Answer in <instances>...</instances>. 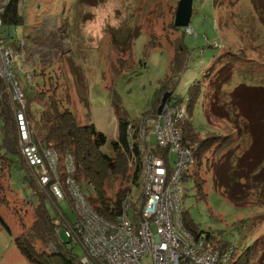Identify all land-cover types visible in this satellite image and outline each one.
Wrapping results in <instances>:
<instances>
[{
	"label": "rangeland",
	"instance_id": "obj_1",
	"mask_svg": "<svg viewBox=\"0 0 264 264\" xmlns=\"http://www.w3.org/2000/svg\"><path fill=\"white\" fill-rule=\"evenodd\" d=\"M261 1L262 18L251 0H192L189 35L184 34L185 28L172 27L179 0H23L22 24L4 31L11 32L14 42H25L20 67L30 80L15 70L18 87L25 89L26 95L37 93L45 100L53 95L63 100L65 97L62 106L73 113L79 125H94L105 136L101 151L119 161L118 176L111 182L117 192L123 176L130 177L134 168V162L120 148H113V143L118 142L117 124L120 119L135 124L153 117L143 114L152 107L156 89L168 74L175 53L181 54L183 68L165 105L187 99L189 89L195 85L199 91L191 118L200 138L215 132L210 127H215L213 123L209 126L204 116L206 101L216 100L218 110L229 112L234 100L246 96V86L258 87L264 82V0ZM111 19L119 20V26L113 27ZM148 44L153 49L145 57ZM121 61L125 66L131 63V70L118 73ZM222 77L224 83L220 81ZM238 89L239 95L232 96ZM1 97L4 98L2 94ZM8 97L11 101L9 94ZM113 97L118 114L114 112ZM31 106L37 115L38 105L33 102ZM163 108L159 114L156 108V116ZM187 114L185 106V118ZM239 114L245 120L243 110ZM244 143L243 150L245 139ZM150 144H156L153 128H147L145 134V145ZM10 158V173L0 159V217L10 230L8 233L0 224V264H32L15 244L33 222L32 187L25 178L28 172L22 158ZM174 158L172 154L171 160ZM243 164L247 171H254L253 163L244 160ZM215 175L220 184L226 182L221 168L215 170ZM206 181L204 199L196 197L192 181L186 183L183 205L197 231L211 234L213 241L234 246L237 252L264 237V197L255 191L241 192V182L236 190L240 207L213 188L211 177ZM124 186L131 195V216L141 202V177L138 183ZM59 207L74 219L65 203ZM47 209L52 215V207L47 205ZM57 222L53 221V227ZM260 250L250 264H264V248ZM73 253L83 255L79 247Z\"/></svg>",
	"mask_w": 264,
	"mask_h": 264
},
{
	"label": "trees",
	"instance_id": "obj_2",
	"mask_svg": "<svg viewBox=\"0 0 264 264\" xmlns=\"http://www.w3.org/2000/svg\"><path fill=\"white\" fill-rule=\"evenodd\" d=\"M152 1L156 2L157 0ZM19 2L20 0H11L5 6L2 16V24L5 28L22 24L23 19L19 9ZM251 2L258 16L262 18L263 14L261 13L260 4L262 1L251 0ZM172 27L174 26L172 25ZM150 49L153 48L149 47L148 44L145 47V57H147ZM177 52L180 54L179 50ZM180 55L175 53L172 56L169 62V72L159 83L158 89H156L152 107L143 116H156V108L160 104L162 96L166 93H170L172 96L178 80L177 75L183 68ZM130 64L125 66L124 61H121L117 72L121 74L123 71L131 70L130 68L133 66ZM141 64L145 65V63ZM114 66L113 64L112 67ZM220 81L224 83L223 77L220 78ZM246 87V96L242 95L237 100H234L229 112L218 110L216 108V100L214 101L209 96L208 99H211V103L208 101L204 103L203 112L209 126L211 125L210 122L215 126H210L215 132H209L203 138H200L195 133L191 118L192 109L197 100L198 88L196 89L195 85L191 86L188 92L189 97L184 99L185 101L181 99L175 101L178 104L185 103L188 109V114L182 122L183 124H178L181 128H178L181 133L182 147L190 151L193 159L192 165L182 173L181 177V184L185 190L182 196L183 201L187 196L186 183L188 181L194 183L196 197L204 199L206 196L204 186L208 176L212 178L213 188L222 197L237 206L242 207L241 199L236 191L241 182H243L240 188L241 192H244V190L255 191L264 197V82L258 87ZM3 90H7V86L0 79V159L5 161L7 173H10L12 165L10 156L22 158L23 167L28 172L25 178L32 187L34 199V203H31L33 206V222L28 230L23 231L21 236L15 240V244L20 253L32 264H82L80 262L81 257L73 253V249L79 247V245L72 244L70 240L62 238L64 237V230H75L74 226L76 223L73 202L65 184L68 177L65 172L66 158L71 157L73 159L75 171L72 178L80 188L90 208L104 220L108 222L115 221L121 214L123 199L130 195L129 190L124 185L138 183L142 170V159L137 148H134V155L127 146L126 127L128 121L119 120L117 124L118 142L113 143V148L115 150L120 148L122 154L134 162L133 174L130 177H126L123 174L119 190L116 192V188L111 182L118 176L116 169L119 161L116 157H111L101 151L106 142L105 136L96 131L94 125H79L73 113L62 106V102L67 100L65 97L63 100L53 95L48 96L45 100L37 93L26 95V91L23 89L26 99L24 114L29 125L31 141L39 148L52 149L57 155L56 173L63 194L62 200L57 201L51 195L49 187H41L39 183L40 170L27 166L20 148L18 149L19 135L16 125L18 106L16 102L12 101V98L10 101L8 97V94L10 95L9 91L7 90V94ZM239 90L234 91L232 96L239 95ZM1 94L4 96L3 99ZM112 100L114 112L118 114L119 110L115 97ZM33 102L40 109L37 115L33 113L32 106L30 107ZM213 105L215 106L214 110ZM242 110L245 120L239 114ZM244 139L246 147L243 150ZM241 150L243 151L240 153ZM244 160L249 164L253 163L255 165L254 171H247L243 164ZM218 167L222 169L226 177V182L223 184H220L219 179L215 175V170ZM242 171L245 176L241 175L243 174ZM60 203L67 205L70 213L74 216L73 220L60 209ZM47 205L52 207V215L49 214ZM135 213L136 211L130 216L132 219H134ZM182 216L184 227L194 236L205 235L213 250L223 252L230 248V257L225 264H250L256 258L258 252L261 251L260 249L264 248L263 237L257 239L252 246L237 252L234 246L221 241H213L215 238L211 234L197 231L189 217L188 210L184 207ZM54 220L59 221L56 228L53 227ZM0 224L10 233L8 226L1 217Z\"/></svg>",
	"mask_w": 264,
	"mask_h": 264
},
{
	"label": "built area",
	"instance_id": "obj_3",
	"mask_svg": "<svg viewBox=\"0 0 264 264\" xmlns=\"http://www.w3.org/2000/svg\"><path fill=\"white\" fill-rule=\"evenodd\" d=\"M10 1L0 0V79L18 106L16 125L23 159L30 168L40 170L41 187H49L53 198L60 201L63 194L56 173L57 155L52 149L37 147L30 139L24 114L26 99L15 77L16 70L30 80L20 67L25 42L19 39L10 47L7 41L10 36L2 24L4 8ZM23 7V0H20V11ZM185 34L191 35L192 30L185 29ZM184 118L185 103H169L160 115L127 124L129 151L135 155L136 147L142 159V197L134 219L129 215L132 207L130 195L123 199L121 214L115 221L108 222L98 216L72 178L75 171L73 159L66 158L68 177L65 184L73 202L76 223L75 230H64L62 238L82 248V264H142L144 259L147 260L145 264H225L228 261L230 248L223 252L213 250L205 235L194 236L183 224L182 196L185 190L181 177L193 163L190 151L182 147L178 128ZM147 128L154 130L155 145H145ZM172 154L175 155L173 160Z\"/></svg>",
	"mask_w": 264,
	"mask_h": 264
},
{
	"label": "water",
	"instance_id": "obj_4",
	"mask_svg": "<svg viewBox=\"0 0 264 264\" xmlns=\"http://www.w3.org/2000/svg\"><path fill=\"white\" fill-rule=\"evenodd\" d=\"M192 15V0H179L174 17V28H189V22ZM185 32V31H184ZM170 93H166L162 96L160 105L158 106L157 113L159 114L165 105L167 99L170 97Z\"/></svg>",
	"mask_w": 264,
	"mask_h": 264
},
{
	"label": "clouds",
	"instance_id": "obj_5",
	"mask_svg": "<svg viewBox=\"0 0 264 264\" xmlns=\"http://www.w3.org/2000/svg\"><path fill=\"white\" fill-rule=\"evenodd\" d=\"M21 11H23V9H22ZM21 11H20V12H21ZM110 23L112 24L113 27H118L120 21H119V20H116V19H111V20H110ZM12 39H13V37H12ZM17 41H18V40H17ZM17 41H16V42H17ZM16 42H15V43H16ZM14 45H15V44H14Z\"/></svg>",
	"mask_w": 264,
	"mask_h": 264
},
{
	"label": "crops",
	"instance_id": "obj_6",
	"mask_svg": "<svg viewBox=\"0 0 264 264\" xmlns=\"http://www.w3.org/2000/svg\"><path fill=\"white\" fill-rule=\"evenodd\" d=\"M6 34H8V35L10 36V39L7 40V41H8V45H9L10 47H13L14 44H15V42H14L13 39H12L13 36L11 35V32L8 31V32H6Z\"/></svg>",
	"mask_w": 264,
	"mask_h": 264
},
{
	"label": "bare ground",
	"instance_id": "obj_7",
	"mask_svg": "<svg viewBox=\"0 0 264 264\" xmlns=\"http://www.w3.org/2000/svg\"><path fill=\"white\" fill-rule=\"evenodd\" d=\"M141 172H142V170H141Z\"/></svg>",
	"mask_w": 264,
	"mask_h": 264
}]
</instances>
